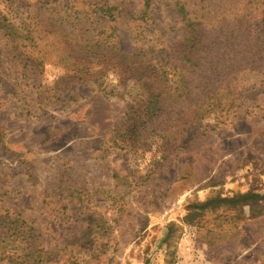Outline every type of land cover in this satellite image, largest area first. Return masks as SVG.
<instances>
[{
	"label": "rangeland",
	"instance_id": "1",
	"mask_svg": "<svg viewBox=\"0 0 264 264\" xmlns=\"http://www.w3.org/2000/svg\"><path fill=\"white\" fill-rule=\"evenodd\" d=\"M0 264H264V0H0Z\"/></svg>",
	"mask_w": 264,
	"mask_h": 264
},
{
	"label": "trees",
	"instance_id": "2",
	"mask_svg": "<svg viewBox=\"0 0 264 264\" xmlns=\"http://www.w3.org/2000/svg\"><path fill=\"white\" fill-rule=\"evenodd\" d=\"M139 70L140 72H138ZM135 71L134 77H136V81L141 82L142 96H146L147 100L150 96H163L164 90L161 89V86H157V82L155 81L159 76L157 69L147 65H138Z\"/></svg>",
	"mask_w": 264,
	"mask_h": 264
}]
</instances>
